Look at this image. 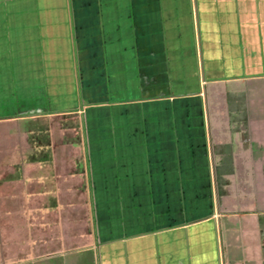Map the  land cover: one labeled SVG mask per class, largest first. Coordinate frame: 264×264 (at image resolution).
Here are the masks:
<instances>
[{
	"label": "crops",
	"instance_id": "1",
	"mask_svg": "<svg viewBox=\"0 0 264 264\" xmlns=\"http://www.w3.org/2000/svg\"><path fill=\"white\" fill-rule=\"evenodd\" d=\"M0 264H264V0H0Z\"/></svg>",
	"mask_w": 264,
	"mask_h": 264
},
{
	"label": "rangeland",
	"instance_id": "2",
	"mask_svg": "<svg viewBox=\"0 0 264 264\" xmlns=\"http://www.w3.org/2000/svg\"><path fill=\"white\" fill-rule=\"evenodd\" d=\"M191 29V28H190ZM199 38V40H198ZM187 43L183 45V50L185 52H189L192 55H196L198 52L199 59L202 60L203 58V39L201 37V33L199 32V35L197 33L193 35L190 32L188 33V39ZM207 80V76H204ZM205 80V81H206ZM204 83H206L204 80H202ZM237 86V84H231L227 86H219V91L217 93H222L224 90L229 89L230 91L227 92V95L225 97L220 96L222 100L219 103H212L210 99V94L212 88L214 86H209L204 89V92L206 93L208 98V105L206 107V114L209 116L210 126L216 121L215 116L220 117L219 121L217 122V127L220 129L219 133L220 139L224 143V146H220L221 144L214 145L213 148V154L215 150V154L218 157L217 162H215V171L217 169L218 174L221 173L222 165L226 166L225 171L226 174H232L233 169L235 167H239L240 169H244L245 166H248V160L247 155L252 150V145L248 143V140L246 139L244 126L246 125L245 119L247 116V111L245 110L246 107L243 105L245 98V95L241 96L239 91L234 89ZM226 87V89H224ZM212 144L215 143V139L213 138ZM215 140V141H214ZM18 148V146H17ZM19 148L22 151L17 150V156H22V154L26 151L24 150L21 145H19ZM46 147L43 144H38V147L34 148L32 147V153L30 154V158H32L34 155L44 156ZM20 153V154H19ZM244 155L245 161L242 159V156ZM215 156V155H214ZM8 163V162H7ZM29 163V162H27ZM32 163V161H31ZM38 163H45L38 161ZM242 163V164H239ZM235 176H230L231 180L228 182L230 184V191H237L240 185V187L243 186L244 181L246 182V174L244 171L239 174H235ZM224 179L220 178L219 183L222 185L221 182H223ZM218 188V187H217ZM219 192V188L217 190ZM222 192H219L220 194L224 191V185H222ZM237 206L231 207L233 212H236ZM228 212V211H227Z\"/></svg>",
	"mask_w": 264,
	"mask_h": 264
}]
</instances>
